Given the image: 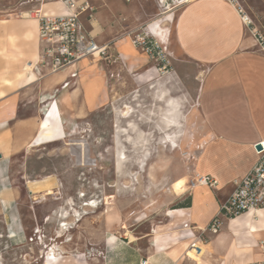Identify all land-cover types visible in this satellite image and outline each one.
<instances>
[{
    "label": "rangeland",
    "instance_id": "rangeland-1",
    "mask_svg": "<svg viewBox=\"0 0 264 264\" xmlns=\"http://www.w3.org/2000/svg\"><path fill=\"white\" fill-rule=\"evenodd\" d=\"M235 1L264 31V0ZM145 2L143 21L159 14L156 27L167 21V9L179 4ZM32 7L0 0V95L16 88L15 76L32 73L31 62L16 61L24 53L19 29L27 36L36 29V18L23 12ZM116 17L120 23L113 21L109 31L99 17L94 31L101 42H112L110 58L87 60L107 76L110 100L84 117L71 108L63 115L51 106L52 97L37 109L21 106V116L38 115L39 132L13 153L0 142V264H47L49 255L56 256L54 264L117 261L122 240L148 232L157 207L166 208L184 192L183 198L189 197L191 180L202 173L206 128L196 93L204 68L163 35H147L151 19L141 24ZM128 31L131 37L113 45ZM138 34L151 45L135 46ZM25 48L33 56L34 39ZM21 98L26 104L32 100L29 92ZM180 178L184 190L176 188ZM38 189L42 192L32 193Z\"/></svg>",
    "mask_w": 264,
    "mask_h": 264
},
{
    "label": "crops",
    "instance_id": "crops-1",
    "mask_svg": "<svg viewBox=\"0 0 264 264\" xmlns=\"http://www.w3.org/2000/svg\"><path fill=\"white\" fill-rule=\"evenodd\" d=\"M89 1L98 6L94 19L85 22L100 43L106 42L94 34L99 17L100 24L108 31L113 21L120 23L114 20L116 16L141 24L151 19L143 21L145 9L140 8H145V0ZM101 6L107 10L102 12ZM44 7L48 12L65 11L57 3ZM238 8L237 2L228 0H192L178 4L167 9L165 18L170 20L165 21L167 27L163 34L179 54L204 68L197 75L196 93L202 125L206 128L199 159L201 174L216 177L219 185L215 188L188 186L189 205L182 204L186 199L184 192L166 208L158 206L156 215L148 220L149 231L136 233L134 240L126 237L118 248L117 261L114 258L104 264H142L146 260V264L264 261V210L226 218L216 232L209 229L221 205L233 192L234 181L246 175L256 163L254 145L264 140V52L244 24ZM158 16L151 20H158ZM35 27L34 34L31 32L29 36L19 29L24 53L16 58L19 63L31 62L33 67L40 51L38 22ZM32 39L35 48L33 56H29L25 44ZM87 60L44 76L32 67V73L24 72L13 78L16 88L0 95L1 149L9 153L23 149L39 132L38 115L21 116V106L37 109L44 99L52 97L51 106L61 108L66 112L63 115L69 116L71 108L77 117H84L110 100L107 76L99 71L98 65H89ZM77 68L83 72L76 83L56 95L57 86ZM27 92L32 100L26 104V99L21 97ZM40 192L42 189L32 191Z\"/></svg>",
    "mask_w": 264,
    "mask_h": 264
},
{
    "label": "built area",
    "instance_id": "built-area-1",
    "mask_svg": "<svg viewBox=\"0 0 264 264\" xmlns=\"http://www.w3.org/2000/svg\"><path fill=\"white\" fill-rule=\"evenodd\" d=\"M125 1L130 2L132 0ZM161 1L168 3L169 0ZM178 1L179 4L189 2L188 0ZM228 1L236 3L235 0ZM48 3L60 4L65 11L63 13L48 12L44 7ZM22 4H33L32 8L24 12L26 15L36 18L38 22L40 51L33 70L40 72V75L55 74L67 70L89 58L99 60L110 58L112 42H98L86 25L85 20L94 19L96 13V6L89 0H22ZM238 12L260 49L264 52V31L255 24L249 15L244 13L241 7L238 8ZM155 23L156 20H151L146 24L147 35L155 37L151 34L156 26ZM132 33V31L124 33V37L115 41L113 45L125 41L131 37ZM133 40L135 46L151 45V42L141 34H138L137 38ZM82 72L81 68L73 71L63 83L62 88L69 87L71 83H76ZM259 145L261 146L260 149L258 148ZM254 149L258 157L256 163L246 175L234 181L233 192L221 205L219 214L209 225L212 232L218 231L226 218L264 210V140L256 143ZM196 185L215 188L219 185V181L212 175L197 174L191 180L189 187ZM146 263L147 260L142 262V264ZM248 264H264V261Z\"/></svg>",
    "mask_w": 264,
    "mask_h": 264
},
{
    "label": "bare ground",
    "instance_id": "bare-ground-1",
    "mask_svg": "<svg viewBox=\"0 0 264 264\" xmlns=\"http://www.w3.org/2000/svg\"><path fill=\"white\" fill-rule=\"evenodd\" d=\"M188 1H192V0H188ZM168 20V19H167ZM165 22V21H164ZM164 22H161L160 21V23L158 22V24H157V27L155 26L154 28H153V30H152V34H154V35H158L159 37H161L160 35H163V28L166 26L165 24H164ZM166 45V44H165ZM28 68H29V66H28ZM46 103V102H45ZM169 122V121H168ZM171 123V122H170ZM168 124V123H167ZM172 126V125H171ZM74 131V130H73ZM174 142H176L175 140H173ZM185 184H186V181H185V179L184 178H180V179H178L177 180V182H176V188L177 189H181V190H184L185 189ZM66 212V211H65ZM64 212V213H65ZM63 213V214H64ZM66 214V213H65ZM67 215V214H66ZM65 217V216H64ZM69 218V217H68ZM47 264H54L53 263V261H56L57 260V258H56V256L55 255H49L48 256V258H47Z\"/></svg>",
    "mask_w": 264,
    "mask_h": 264
},
{
    "label": "trees",
    "instance_id": "trees-1",
    "mask_svg": "<svg viewBox=\"0 0 264 264\" xmlns=\"http://www.w3.org/2000/svg\"><path fill=\"white\" fill-rule=\"evenodd\" d=\"M182 204H187V205H189V197H187V198L184 200V202H183Z\"/></svg>",
    "mask_w": 264,
    "mask_h": 264
},
{
    "label": "water",
    "instance_id": "water-1",
    "mask_svg": "<svg viewBox=\"0 0 264 264\" xmlns=\"http://www.w3.org/2000/svg\"><path fill=\"white\" fill-rule=\"evenodd\" d=\"M258 148L260 149V148H261V146L259 145V146H258Z\"/></svg>",
    "mask_w": 264,
    "mask_h": 264
}]
</instances>
